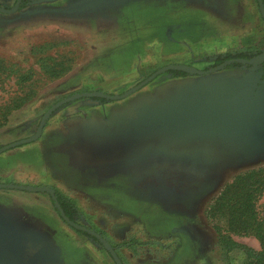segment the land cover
Returning <instances> with one entry per match:
<instances>
[{"label":"rangeland","instance_id":"rangeland-1","mask_svg":"<svg viewBox=\"0 0 264 264\" xmlns=\"http://www.w3.org/2000/svg\"><path fill=\"white\" fill-rule=\"evenodd\" d=\"M23 2L0 11V148L37 134L47 110L71 94L119 95L169 64L208 70L218 55L264 53L258 0ZM107 99L80 98L48 117L33 142L44 137L55 149L51 173L24 185L65 195L78 209L74 221L100 231L124 264L165 261L182 238L197 242L186 243L187 258L248 264L242 249L223 248L207 208L235 176L264 166L262 68L166 71ZM20 146L0 155L28 148ZM31 192L43 197L0 211V264H116L102 242L61 217L49 192ZM258 209L264 218V193ZM232 237L261 249L255 236Z\"/></svg>","mask_w":264,"mask_h":264},{"label":"trees","instance_id":"trees-1","mask_svg":"<svg viewBox=\"0 0 264 264\" xmlns=\"http://www.w3.org/2000/svg\"><path fill=\"white\" fill-rule=\"evenodd\" d=\"M24 0L22 6L25 5ZM264 1V0H263ZM255 53L245 51L238 54L218 55L215 63L219 64L226 59L242 57L251 59ZM242 63L234 62L231 67L240 66ZM248 66H252L249 65ZM264 74V62L259 65ZM174 76H186L187 73L181 70H171ZM91 99L101 102L108 101L105 97L92 96ZM55 190L57 201L64 210L65 214L72 220H76L78 209L65 195ZM264 193V166L252 168L238 174L232 181L227 183L219 195L212 201L207 208V216L212 220H218L214 227L218 232V240L224 249L230 251L235 248L242 249L248 256V264H264V218L258 209V201ZM53 203L55 200L51 197ZM56 210L60 214L59 208ZM221 220L225 222L226 227H222ZM77 230V229H76ZM81 233L92 236L83 230H77ZM100 232V231H99ZM101 233V232H100ZM232 234L242 236H255L261 244V249L257 250L244 244L236 242Z\"/></svg>","mask_w":264,"mask_h":264},{"label":"crops","instance_id":"crops-1","mask_svg":"<svg viewBox=\"0 0 264 264\" xmlns=\"http://www.w3.org/2000/svg\"><path fill=\"white\" fill-rule=\"evenodd\" d=\"M49 143L50 142L43 137L38 142L36 141L25 144L26 146L24 147L28 148H23L21 152H18L17 150L15 152L5 153L2 156L0 155V177L7 178V180L9 179L11 182L27 184L35 176L43 175L44 180L47 182L48 176L51 173V164L49 163L51 153L53 152H51V150H55L49 145ZM17 147H14V149ZM21 147L22 146H19V148ZM41 197H43L41 196V192H31L27 190L8 191L7 188H0V211H5L3 208L13 207V205L24 207L25 203L23 202L15 203V199L17 198L40 199ZM122 197H127V191L124 190V196H122V190L120 187L119 198L122 199ZM31 207L32 205L27 203V208L29 210ZM182 239L179 241V244L172 256L170 255V257L165 261H152L151 264L208 263L207 260L202 257L197 258L195 255H191L187 258L185 255H182V251L187 244L189 245V248H191V246L197 247V242L195 240L184 241Z\"/></svg>","mask_w":264,"mask_h":264},{"label":"water","instance_id":"water-1","mask_svg":"<svg viewBox=\"0 0 264 264\" xmlns=\"http://www.w3.org/2000/svg\"><path fill=\"white\" fill-rule=\"evenodd\" d=\"M21 1L22 0H17V3L15 4V6L13 8L6 9V8L0 7V11L7 13V14L14 13V12L19 10ZM258 3H259V8H260V11L262 13V16L264 18V1L258 0ZM234 62H240V63H244V64L259 66L264 62V53H262L256 57H252L251 59H246V58H242V57H234V58L226 59L224 62H222V63H220V64H218V65H216V66H214L208 70L200 69V68H197L195 66L188 65V64H169L167 66H163V67L157 69L155 72H153L150 76H148L146 79L141 81L139 84H137L136 86L127 90L125 93L119 94V95H110V94L100 92V91L79 92V93L71 94V95L57 101L55 104H53L47 110V112L43 115V117L41 119L37 134H35L34 136H31V137L15 140L13 142H10L9 144L2 146L0 148V153H3L6 150H9L11 148H14V147H17V146H20L23 144L31 143V142L37 140L43 133V130H44V127H45V124H46L48 117L55 110H57L59 107L63 106L64 104H67L69 102H72L74 100H77L80 98H85V97L91 98L92 96L105 97V98H110V99H121V98H124L126 96L133 94L135 91L142 88L144 85H146L147 83L152 81L154 78H156L159 74L166 72V71L181 70V71H184L186 73L205 75V74L220 71V70L224 69L225 67L229 66L230 64H232ZM0 188H12V189H21V190H29V191H47V192H49L51 197L55 200V206L57 208H59L61 217L70 226H72L76 229H79V230L86 231L89 234L95 236L100 242H102L104 244V246L109 251V253L113 257L116 264H124L122 259L119 257L117 251L115 250V248L111 244V242H109L102 234H100L99 232H97V231H95V230H93V229H91V228H89L83 224H80V223L72 220L71 218H69L65 214L64 210L60 206V203L57 201L55 190L52 187H49V186L29 187V186L24 185V184L0 182Z\"/></svg>","mask_w":264,"mask_h":264}]
</instances>
